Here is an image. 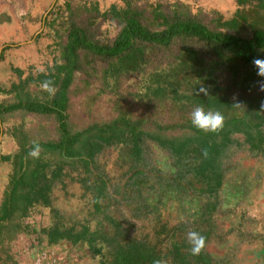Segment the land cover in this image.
<instances>
[{"label": "rangeland", "instance_id": "obj_1", "mask_svg": "<svg viewBox=\"0 0 264 264\" xmlns=\"http://www.w3.org/2000/svg\"><path fill=\"white\" fill-rule=\"evenodd\" d=\"M132 2L146 6L147 11L155 7L165 13H169L170 8L189 10L208 26L234 31L241 37H252L256 31L264 30V7L260 0ZM112 5L118 12L126 8L125 0H0V104L7 107L21 99L25 102L31 93H39L41 102H45L44 97L50 99L56 86L27 79L39 73L47 74L50 69L56 73L54 65L63 63L61 47L67 40L70 12L79 19L90 17L97 38L108 42L118 35L119 25L110 15L107 18L92 15L93 7L97 6L103 13L110 11ZM153 22L159 24L162 19L156 16ZM146 52L149 65L144 71L127 77L103 74L102 66L93 76L76 72L66 92L67 109L64 111L73 130L83 129L90 123L110 122L121 114L133 121L143 120L142 150L149 157L152 155L153 169L149 177L143 179L140 193L135 185L125 189L127 195L134 193L138 199L128 201L125 193L114 191V184L123 186L131 176L133 143L113 141L95 157L99 171L108 178L111 192L100 199L101 209H96L93 193L81 181L88 175L84 166L79 162L65 164L61 177L53 182L48 193L51 206L45 205L43 200L34 202L27 206L26 215L5 222L0 229V264H36L44 252L55 264H114L115 252L101 238L93 247L86 241L74 244L61 240L50 244L47 235L48 229L60 223L62 228L74 232L87 225L91 231L113 236L116 230L107 215L129 229L130 239L143 240L147 246L156 247L159 264H180L171 254L173 245H179L181 253H189L190 264H203L191 253L187 237L190 231L200 235L208 232L203 251L210 256L211 264H264V140L257 144L256 136L257 146H253L252 139L244 132L228 135L221 157L222 185L217 194H211L195 172H187L182 180L185 189L177 190L167 181L176 178L177 167L172 163L177 158L172 156L171 150L165 149L169 146H161L156 138L191 137L195 132L188 124L184 128L175 124L187 123L195 106L186 98L174 103L168 98L159 101L142 97L148 85H155L154 72L161 74L166 87L167 83H172L179 96L208 97L217 87L231 98L240 92L256 98L264 91L261 87L264 77L257 75L254 64L244 66L240 61L229 60L218 73V82L203 79L198 74L201 58L189 45L172 51L174 62L171 65L159 62L156 49L150 45ZM260 58L264 59L263 53ZM200 88L206 89L207 95L200 92ZM163 125L169 127H159ZM58 127L54 116L28 112L22 107L0 114V209L12 194L14 159L22 145L28 146L33 140H57ZM261 131L264 136V128ZM178 144L175 141V145ZM190 145L189 152L182 156V163L197 169L202 159L200 147L194 142ZM42 151L39 147L32 156ZM41 156L50 162L55 158L51 152ZM54 167L52 164L44 170L47 177H51ZM91 172L87 184L93 183L97 176L94 168ZM208 202L216 205L210 214L205 211ZM144 204L148 208L143 207ZM19 208L16 213L20 212ZM95 247L101 248L100 254ZM130 257L123 255L118 260L121 264L134 263ZM140 261L142 258L138 257L135 264Z\"/></svg>", "mask_w": 264, "mask_h": 264}, {"label": "trees", "instance_id": "obj_2", "mask_svg": "<svg viewBox=\"0 0 264 264\" xmlns=\"http://www.w3.org/2000/svg\"><path fill=\"white\" fill-rule=\"evenodd\" d=\"M125 3L126 8L120 12L116 11L115 5H112L110 11L103 13L97 6L93 7L94 14L92 16L94 18L100 15L107 18L110 15L120 27L118 35L108 42L100 41L97 38V30L91 25L90 17L79 19L73 12H70L67 40L61 47L63 63L54 65L56 73H52L50 69L47 74L39 73L35 78L27 79L28 82L29 80L35 83L45 82L56 86L53 96L50 99L44 97L45 102H41L42 99L38 97L39 93H31L25 102L22 99L20 101L19 98L17 103H11L7 107L0 104V114L22 107L28 112L54 116L59 126L57 140H33L29 142L28 146L23 144L20 152L16 155L14 159L15 182L10 199L5 200L0 209V229L4 227L5 222L26 215L27 206H32L34 202L43 200L45 205L51 206L48 197L51 185L61 177L65 164L73 165L75 162L81 163L86 169L88 175L81 181L93 193L96 209L100 210V199L111 192L108 189V178L99 171L95 157L113 141L130 140L133 143L131 176L123 183V186L114 184L116 193H125L124 196L128 201L137 200L134 193L130 191L132 194L127 195L125 189L135 185L137 192L140 193L143 179L148 178L150 170L153 169L151 167L152 155L149 157V154H145L142 150L143 131L140 127L143 120L133 121L121 114L110 122L90 123L83 129L73 130L66 120L64 111L67 109L66 92L73 82L76 72L93 76L92 73L99 71L102 66L103 74L110 73L117 78L127 77L133 73L144 71L145 67L149 65L150 61L146 52L148 45L156 49L159 62L163 61L170 65L174 62L172 51L176 47L180 49L183 45H189L201 58V68L198 72L200 77L218 82V73L224 69L225 61L236 60L244 66H250L253 65L254 59H262L260 54H264L263 29L256 31L252 37H241L234 31H223L217 27L208 26L200 17L192 15L189 10L170 8L169 13H165L158 7L147 11L146 6H138L132 0H125ZM260 3L264 7V0H260ZM69 8H71L70 5ZM156 16L162 19V23L153 22ZM152 74L155 76V85L146 87V91L142 95L143 98L159 101L168 98L172 99L174 103L181 98H186L191 106H202L205 110L219 111L223 115V126L216 131L206 132L196 129L191 124V120H188L184 125L178 123L175 126L184 128L188 124V128L195 132L191 137L184 139L156 138L159 143H162L161 146H169V149L168 147L165 149L171 150L172 156L177 158L172 163L177 167L176 178L167 181L175 185L177 190L185 189L182 180L187 172H195L194 175L199 177V181L206 183L208 191L211 194H217L222 185L221 157L228 141V135L237 131L244 132L249 139H252L253 146H257L264 140L261 131L264 128V91L256 98L243 92L231 98L227 93H221L223 89L216 87L208 97L204 95L179 96L172 83H167V87L164 85L165 81L160 73ZM243 87L245 88L242 85V89H244ZM159 127L168 128L169 125ZM221 135L222 137H220ZM123 136H128V138L124 139ZM256 136L259 141L257 144L254 143ZM175 141L179 144L175 145ZM193 142L200 147L202 155L197 169L182 163L183 154L189 152L188 145ZM39 147L43 148V151L37 156H32ZM46 152L55 154V158L51 160L52 163L43 160L41 155ZM52 164H55L52 175L47 177L44 170ZM91 168L97 171V176L93 183L87 184L89 175L92 173ZM215 206L211 202L206 203V213H212ZM18 207H20V212L16 213ZM143 207L148 208V205L144 204ZM106 218L116 230L113 236L91 231L87 225L74 232L72 229L62 228L60 223H56L47 230L49 243L69 240L76 244L86 241L94 247L95 242L101 238L114 250V264H121L118 259L123 255L133 257L132 261L135 262L130 264H135L138 257L142 258L140 264H159L157 256L159 252L156 251V247L147 246L143 240L130 239L129 229L123 226L118 219L108 215ZM201 235L206 240L209 234L203 232ZM179 247V245H173L170 250L171 254L175 259L180 260V264H190L187 260L189 253H181ZM94 250L98 254L101 253V248L95 247ZM196 257L203 264H211L210 256L203 249Z\"/></svg>", "mask_w": 264, "mask_h": 264}, {"label": "clouds", "instance_id": "obj_3", "mask_svg": "<svg viewBox=\"0 0 264 264\" xmlns=\"http://www.w3.org/2000/svg\"><path fill=\"white\" fill-rule=\"evenodd\" d=\"M253 64L257 68V75L264 77V59H254ZM264 90V84L261 85ZM200 92L207 95V90L200 88ZM190 120L193 127L202 131H216L223 126L224 117L219 111L205 110L202 106L194 108L190 114ZM161 166L164 165V161L161 160ZM188 240L191 243V253L197 255L205 246V238L198 232L190 231L187 234Z\"/></svg>", "mask_w": 264, "mask_h": 264}, {"label": "built area", "instance_id": "obj_4", "mask_svg": "<svg viewBox=\"0 0 264 264\" xmlns=\"http://www.w3.org/2000/svg\"><path fill=\"white\" fill-rule=\"evenodd\" d=\"M50 259L51 256L47 255V252H44L35 262L36 264H55V261L53 263V260Z\"/></svg>", "mask_w": 264, "mask_h": 264}]
</instances>
